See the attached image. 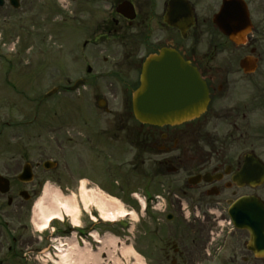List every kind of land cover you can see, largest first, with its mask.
<instances>
[{"label":"flooded vegetation","instance_id":"obj_1","mask_svg":"<svg viewBox=\"0 0 264 264\" xmlns=\"http://www.w3.org/2000/svg\"><path fill=\"white\" fill-rule=\"evenodd\" d=\"M248 1L262 7L255 11L253 32L240 46L219 33L207 7L206 11L200 8L206 0L62 2L69 13L65 21L80 27L84 85L77 99L92 101L99 113L82 118L78 133L82 155L71 157L65 152L69 131L39 129L37 97L30 99V116L28 109L23 111V116L32 117L25 118L24 124H12L0 114V141L9 128L12 137L28 142L17 146L19 157H10L9 163L0 154V175L10 181L9 192H0V264H28L29 259L21 256L35 243L28 225L29 208L51 180L68 189L88 179L131 202L140 195L160 196L176 209L173 219L177 221L182 220V200L227 212L239 200L264 202V176L259 167V160L264 163V2ZM52 2L33 0L31 19L37 18L35 8L40 3L45 8ZM163 49L182 57L206 82L210 103L201 117L178 125H152L136 119L132 92L146 60ZM247 57L256 60L255 72L241 68L240 62ZM60 77L58 93L68 94L73 84L65 73ZM54 78L52 74V82ZM5 80H9L6 73ZM5 105L6 100L0 98V112ZM43 134L52 155L41 152L34 158ZM23 167L28 172L20 178ZM181 225L176 226L174 237L183 236ZM194 228L190 235L196 234ZM224 236L219 252L227 256V263L264 264V256L248 250L247 231L229 230ZM197 239L194 236L192 241ZM208 242L210 237L197 252L173 243L171 251L164 249V257L171 264L208 260ZM228 246L231 251L226 253Z\"/></svg>","mask_w":264,"mask_h":264},{"label":"rangeland","instance_id":"obj_2","mask_svg":"<svg viewBox=\"0 0 264 264\" xmlns=\"http://www.w3.org/2000/svg\"><path fill=\"white\" fill-rule=\"evenodd\" d=\"M32 1L33 0H22V7L18 9V11L13 9L8 3L5 7L0 9V81H2V77L4 78L3 74L6 73V76L9 79L8 81L11 82L12 85L17 86L15 88L8 83H4V80L0 82V98H7L6 107L0 112V114L3 119L11 122H23L25 120L26 117L23 119L21 118L23 117V111L31 108V105H29L31 104L29 102L30 98L32 95L37 97L36 93L43 94V92L50 88V80L53 73L57 75L61 72H65L72 80L76 77L82 76V53L81 50L79 51L77 48L73 47L75 39L79 36L77 29L80 30V27L78 23L76 25H73L72 22L67 25L60 24L59 19L61 17L50 16L48 11L41 10V3L39 4V7L37 6L35 8L37 18L31 19L34 11L31 7ZM55 1L56 0H53L52 3L57 5V2ZM261 1L262 3L264 2V0ZM220 3L221 0H206L204 4H200V8H203V10L206 11V7H208V10L211 11V8L209 7L212 6V11L215 12L217 11L215 9ZM249 4L252 12V18L254 20L255 11L262 6H258V3L256 4L255 2ZM75 27L77 29H73ZM79 39H77L76 42L80 41ZM205 46L206 45L203 47L205 48ZM201 49L202 48H200V50ZM251 81L253 80L250 79V82ZM33 83L36 84L33 85ZM58 98H60V100H57ZM58 98L56 99V102L52 99L42 101L43 103L40 108L41 114L39 115L41 117L44 115L45 119L55 118L56 120L63 121L62 124L64 125V130L70 131V134H67L68 138H65L66 156L71 157L76 156L77 154L82 155L80 144L81 137L77 134L80 130H82L80 112L82 113L83 118L91 111V108L85 103L81 104L80 101H75L74 103L72 100L73 97L71 96H59ZM39 100H41V94ZM14 102L17 103V106L12 105ZM51 105H53L52 111ZM54 114L58 115L54 116ZM44 123L46 125V121H44ZM40 129L46 130L49 128H45V126L42 125ZM9 133L10 129H8L7 136H3L0 141V154L7 158L8 163L10 162V157H19L17 147L14 149V146H22L27 142H23V139L18 140V137H8L10 136ZM43 135L44 137L39 138L37 143L38 152L34 151L33 153L32 157L34 158L35 156H40L41 152H45L44 156L49 154L52 155L46 146V135ZM26 145H28V142ZM16 162L18 161H13L12 163L14 164ZM19 164H21V162ZM48 183L50 186L61 188L65 196L69 197L72 194L76 195L75 197L77 198L78 207L80 209V213L78 214L80 227L74 228L71 222L73 219L66 218L64 222H54L49 230L43 234L35 232V230H33V225L31 224V219L34 217V204H32L29 208L30 210L28 215V223L30 225L29 230L31 231L30 235H37L36 240L38 243L29 249V251L35 253V256L32 255L28 258L30 259V261H26L28 264H58L60 262V257H56L54 255V253L58 254V251L55 249L61 247V243L66 239H71L75 235L78 237L83 235L82 237L93 246V251L96 253L100 252V262L98 261L99 264H137L135 258L123 256L122 249H120L121 244L127 246L132 245L142 264H171V260H166L164 257V249L171 251V245L175 243L179 246V248L186 246L189 247L190 250L197 252V249L199 247L201 248V245H204V242H207V239L209 241V237H211L210 231H214L218 227L217 222L214 221L213 217L211 218L207 216L206 219L203 218L205 216L206 203H192L190 201H187V203L190 205L192 210L196 206H202L199 208L201 210L200 221L194 222L193 217H191V221H189L183 212L182 220L177 221L175 219L167 221L164 213H151L150 216L148 215V212H141V205H139V203L132 201V203L123 202L122 205L125 206L127 210H132L131 206L134 207L137 210V214L121 219L112 224L103 222L102 220L94 222L92 218L83 210V207H81L82 202L81 196L79 195L83 187L86 188V190H95L100 193V191L97 190L96 185L90 184L88 186V181L83 179L82 184H70L67 186V190L65 187L59 184L57 185V183L52 180ZM41 190L38 197L43 195ZM113 196L119 198L117 195ZM167 212H171V210L169 209ZM152 215L156 216L157 219L155 220L156 217H153ZM179 215L181 214L179 213ZM97 219H99V217H97ZM178 225L182 226L181 230L183 231V236L176 235L174 237L172 233L177 232L176 226ZM192 226H195L194 229L196 234L190 235L188 232H191L190 228H192ZM162 228L165 231L160 232ZM202 228L203 232L200 231ZM53 229H55V233H53ZM68 230H70L68 234L64 233ZM81 230L82 234L80 233ZM96 231L100 232L101 237L104 234H112L116 237L117 241L120 242L118 243L117 249L109 247L104 248L105 246L94 242L93 238L89 235L90 233L94 234ZM188 235L190 238H188ZM194 236L198 238L195 242L192 241ZM236 238H238V235ZM235 239L233 242L237 244L238 241ZM50 250L53 254V259H51V261H37L35 257L39 253H47ZM228 251H231L229 246L226 253ZM213 256H215L214 253ZM21 257L24 260L25 256L22 255ZM73 257L75 258L76 255H73ZM76 260L77 259H75V261ZM98 263H95L94 261L88 263L86 260L82 262H75V264ZM194 264L227 263L222 256H218L214 260H202Z\"/></svg>","mask_w":264,"mask_h":264},{"label":"water","instance_id":"obj_3","mask_svg":"<svg viewBox=\"0 0 264 264\" xmlns=\"http://www.w3.org/2000/svg\"><path fill=\"white\" fill-rule=\"evenodd\" d=\"M10 1L18 9L19 2L17 0ZM0 4H3V0H0ZM219 12L215 16L214 23L223 33L230 35L234 42L242 43L251 28L250 15L247 11L246 3L243 0H225ZM168 55L165 52L161 58L151 59L143 67L141 86L134 93L133 99L135 114L138 120L142 122L155 124L181 122L189 113L201 114L208 104L207 88L196 73H193L195 81L193 82L192 100L189 99L187 101V98H184L185 90L189 92L190 72L182 60L173 59L171 61ZM175 62L177 66H182L183 69L175 72L176 81L171 82L167 77L170 73L168 74L166 71H168L170 66H175ZM78 86L76 85L73 89ZM260 205H252L246 211L237 209V211H242L248 217L250 216L247 224L248 227H251L250 230L253 237L256 238L254 242L252 241L254 247L252 245L250 247L253 251L257 247L260 249L264 248V207ZM255 217H257L258 221ZM239 219L240 217L237 214L234 215L236 223L241 222Z\"/></svg>","mask_w":264,"mask_h":264},{"label":"bare ground","instance_id":"obj_4","mask_svg":"<svg viewBox=\"0 0 264 264\" xmlns=\"http://www.w3.org/2000/svg\"><path fill=\"white\" fill-rule=\"evenodd\" d=\"M75 194L65 196L62 191L53 188L50 185L44 187V192L34 206V222L39 231H45L54 220H64L65 217L72 218L74 226L78 227L80 221L78 214L80 209L78 207L77 198ZM83 210L87 213H91V217L96 220L92 210L99 212L100 217L105 221H117L119 218L131 215V212L126 210L120 200L117 198L106 195L103 192L90 191L86 188H82L80 195ZM134 215V213L132 214ZM96 241L101 243L104 248L117 249L118 241L112 236H105L104 238L94 234ZM58 250V256L60 262L58 264H75L76 261H94L95 263L100 262V252L95 253L89 244L86 248L78 246L76 240L68 241L67 245L70 249L66 248L64 242ZM104 250V249H103ZM102 250V251H103ZM123 256H129L135 258L137 264H142L140 258L137 257V253L131 246H122ZM73 255H76L74 258ZM75 259H77L75 261ZM102 260V259H101ZM99 264V263H98Z\"/></svg>","mask_w":264,"mask_h":264}]
</instances>
